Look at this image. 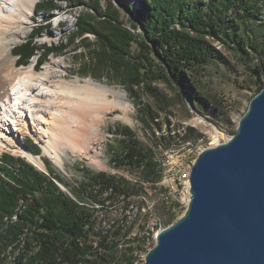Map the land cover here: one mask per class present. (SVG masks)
Here are the masks:
<instances>
[{"label":"trees","instance_id":"obj_1","mask_svg":"<svg viewBox=\"0 0 264 264\" xmlns=\"http://www.w3.org/2000/svg\"><path fill=\"white\" fill-rule=\"evenodd\" d=\"M51 1H39L37 12L42 11L40 7L50 8ZM92 7L98 9L95 4ZM128 9L132 12L133 7ZM99 13L83 19L82 34L98 36L99 47L92 53L100 61V69L103 65L124 84L139 105L138 118L153 133L156 145L164 149L199 134L194 127L179 132L171 127L168 117L160 120V111L169 100L158 82L176 86L177 97L189 100L194 107L206 108L214 99L215 107L222 111L224 104L202 92L200 85V76L209 64L229 61L215 42L236 51L248 63L256 83V78L264 75V0H142L129 25L109 5ZM138 27L142 32L136 31ZM33 44L34 40L27 39L15 48L20 65L44 50ZM91 60L82 64L81 75H95L99 66ZM263 85L259 84L257 93ZM143 90L164 103L159 111L142 103ZM164 125L166 131L157 134ZM118 132L124 138L112 161L115 167L132 171L136 179L87 169L76 185L61 180L72 195L34 166L16 170L13 157L8 156L0 166V216L17 218L8 225L0 223V264H138L148 238L145 225L149 211L140 224L143 234L135 235L132 230L142 219L141 210L130 222L125 214L109 228L102 226L100 211L116 206L126 211L134 197L151 188L163 194L157 208L166 211V223H172L179 203L167 199L160 186L163 167L154 148L128 126ZM142 205H146L144 200ZM9 248L12 254L19 250L14 259L9 260L6 254Z\"/></svg>","mask_w":264,"mask_h":264},{"label":"rangeland","instance_id":"obj_2","mask_svg":"<svg viewBox=\"0 0 264 264\" xmlns=\"http://www.w3.org/2000/svg\"><path fill=\"white\" fill-rule=\"evenodd\" d=\"M39 1L41 0H37L36 6ZM141 2L142 0H52L51 7L48 9L40 7L42 11L37 12L35 7V11L32 14L33 16L31 15L32 19L26 28L27 35L15 44L12 54L19 60L15 53V48L24 43L27 39L34 40L35 45H33L42 47L44 50L37 51L36 55L29 59L26 64L22 63L23 65L20 66L34 65L36 70H41L47 62L53 61L56 58H61L60 67H58L56 71L63 76L57 77V79H62L64 83H73L75 86H81L82 89H87V87L106 89L109 100H115L117 104L107 105L106 108L102 110L101 117L100 115H98V117L96 116L97 119L91 115H86L84 119L79 118L81 122H86L87 124L85 138L88 140L89 144L86 146V151L83 152L79 149L75 150L71 143L62 140L59 143L62 156L59 162L54 160L50 155L44 153L43 148L44 144H46L49 139L48 134L43 128H47L49 125L56 129L58 128L56 123L59 125L58 122L52 123L50 120L43 117L49 118L50 116L48 113L50 110L42 107L44 110L42 117L38 116L34 120L28 116V123H30L32 127L34 126V132L31 134L25 132L26 130L20 129L21 120H12L14 132L21 136L22 142L28 151L42 158L45 168H40L26 157L12 152V146L7 145V142H9L7 140L5 145L6 148L4 147L5 149L0 153V166L7 161L9 158L8 156H12V164H14L16 170H18L19 166L23 169H27V166H34L37 170L43 172L52 179L61 190L71 195V190L64 185L61 180L76 185L82 179L87 169L96 172L106 171L109 173L123 174L135 180L136 175L132 171L125 168H117L112 161L113 157L119 153L122 147V138H124L118 131L122 127L128 126L135 131L136 136L143 143L154 148L158 158L162 161V181H164L165 177L166 160L175 157L184 159L183 177L189 180L193 161L197 157L195 155L198 154L200 150L212 145L211 143L214 138L212 130L215 128L221 131L227 139L236 132L238 122L247 111L252 97L257 94L259 84H264V75L256 78L258 81V83H256L255 78L251 77L249 74L248 63L241 60L236 51L230 47L224 46L220 42H215V44L229 58V61H215L209 64L204 74L200 76V85L202 92L211 95L224 104L223 112L215 107L214 99L212 103H208L206 108L202 106L200 108L194 107L189 100L186 99L183 101L177 97L176 86H171L164 82H158L157 86L162 93L167 96L169 104L164 105L162 101L157 100L146 90L140 93V100L142 103L150 104L158 111L161 106L164 105V107H166L165 110L160 111V120H164V118L168 117L171 121V127L178 128V131L182 133L187 127H194L197 130L199 134L198 138L186 141L178 140L169 149H164L162 145H156L153 133L146 129L138 118L139 105L124 84L114 76L111 70L108 71L102 68L103 65L100 69V61L96 58V54L92 53L94 48L99 47L97 43L98 36L92 32L83 31L84 34H82L80 23L84 18L88 19L94 15L99 16V11H104L109 5L111 9L118 11L121 19L129 25V20L133 17L132 14L134 10L140 7ZM92 4H95V6L97 5L98 9L92 7ZM129 5L133 7L132 12L128 9ZM175 26L178 28L179 24L175 23ZM136 31L142 32L141 27H138ZM88 44H90L89 47L87 46ZM90 60L93 65L97 64L96 66H99V68H96L95 75H81L79 72L82 70V64ZM19 64L17 63V65ZM42 89L44 93L42 103L44 105L47 96L52 95L55 101L54 106L67 107V104H62L59 98L63 97V94H51L47 88L45 89V87H43ZM47 111L48 113H46ZM74 119L75 118L72 117L70 118L73 124L75 123ZM76 126L77 124L74 125L75 128ZM166 129L167 126L164 125V129L157 132V134L164 133ZM59 130H61L60 135L65 131L62 127ZM2 131L5 132L6 130H3L0 124V136L4 134ZM67 133H69V129ZM5 134L11 139L10 137L12 135H10V133ZM3 137L5 136L3 135ZM36 137H40V141L37 140ZM160 186L166 191L165 186L161 184V182ZM181 195L182 194H180V196ZM162 196V193L157 194L153 189L148 188L147 193L132 199V203L126 211L118 206L111 207V210L109 209L108 211H100V217L103 219L102 226H104V228H109L110 224L115 220L122 221L125 214L129 216L128 222H130L134 219L138 210H141L142 219L137 221L132 230V235L138 232L143 234V231H140L141 225L143 224L142 220H144V215L149 211L146 219L147 223L145 225L148 231V238L145 243V249L139 254L138 264H145L147 252L156 244L157 231L171 224L168 222L166 223V211L157 208L159 205L158 201H161ZM143 200L146 205H142ZM140 207L141 209H139ZM186 207L187 206L184 204L182 205L179 203V205L174 208V221L185 212ZM1 217L2 216H0V223L3 222L5 225H8L17 218V215L10 219L8 217L2 219ZM11 251L13 250L9 248L6 253L9 255V260L14 259V256L19 250L14 254H12Z\"/></svg>","mask_w":264,"mask_h":264},{"label":"water","instance_id":"obj_3","mask_svg":"<svg viewBox=\"0 0 264 264\" xmlns=\"http://www.w3.org/2000/svg\"><path fill=\"white\" fill-rule=\"evenodd\" d=\"M185 212L156 233L145 264H264V85L236 132L207 146Z\"/></svg>","mask_w":264,"mask_h":264},{"label":"bare ground","instance_id":"obj_4","mask_svg":"<svg viewBox=\"0 0 264 264\" xmlns=\"http://www.w3.org/2000/svg\"><path fill=\"white\" fill-rule=\"evenodd\" d=\"M36 2L37 0H0V124L3 130H6L2 131L4 134L0 136V153L6 148L7 140L10 142H7V145L12 146V152L26 157L40 168H45L42 158L28 151L21 136L14 132L12 120H21L20 129L31 134L34 132V126L32 127L28 123V116L34 120L38 116L42 117L44 113L42 107L50 110L49 113L46 112L50 117H43L52 123L58 122L59 125L56 123L58 126L56 129L49 125L47 128H43L49 138L43 148L44 153L59 162L62 159L59 146L62 140L71 143L75 150L86 151V146L89 144L85 138L87 124L81 122L79 118L84 119L86 115L95 118L100 115L101 117V112L107 105L117 103L115 100H109L106 89L96 87L82 89L81 86L64 83L62 79H57V77L63 76L56 71L60 67L61 58L47 62L41 70H36L34 65L20 66L19 61L12 53L15 44L27 35L26 28L32 19ZM43 87L47 88L51 94H63L64 96L59 98L62 104H67V107L54 106L55 101L52 95L47 96L44 105L42 103ZM71 117L76 119H74L77 124L76 128L74 127L76 124L70 121ZM61 127L65 131L60 135ZM68 129L69 133H67ZM5 133H10L11 139ZM212 133L214 135L212 146L227 140L224 133L215 128ZM36 138L40 139V137ZM203 150H200L199 153ZM199 153L195 156H198ZM188 182L190 192V176Z\"/></svg>","mask_w":264,"mask_h":264},{"label":"built area","instance_id":"obj_5","mask_svg":"<svg viewBox=\"0 0 264 264\" xmlns=\"http://www.w3.org/2000/svg\"><path fill=\"white\" fill-rule=\"evenodd\" d=\"M183 161L184 159H178V157L166 160L165 177L161 184L166 188L167 199L187 206L191 199V193L189 192L188 179L183 177ZM180 194L182 195L180 196Z\"/></svg>","mask_w":264,"mask_h":264}]
</instances>
